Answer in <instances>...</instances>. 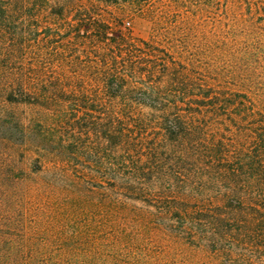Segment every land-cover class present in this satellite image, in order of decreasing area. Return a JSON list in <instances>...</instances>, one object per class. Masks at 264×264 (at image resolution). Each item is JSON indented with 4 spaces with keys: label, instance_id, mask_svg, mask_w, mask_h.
<instances>
[{
    "label": "trees",
    "instance_id": "trees-1",
    "mask_svg": "<svg viewBox=\"0 0 264 264\" xmlns=\"http://www.w3.org/2000/svg\"><path fill=\"white\" fill-rule=\"evenodd\" d=\"M145 2L0 0V264H264V0Z\"/></svg>",
    "mask_w": 264,
    "mask_h": 264
},
{
    "label": "rangeland",
    "instance_id": "rangeland-1",
    "mask_svg": "<svg viewBox=\"0 0 264 264\" xmlns=\"http://www.w3.org/2000/svg\"><path fill=\"white\" fill-rule=\"evenodd\" d=\"M147 1L153 2V4L157 6L159 0H146L145 7H152V6H147ZM196 1H199L198 2L199 4L196 3V5H199L200 9H202V7L203 9H207L206 4L208 0H196ZM186 5H189V3H186ZM187 8L190 11L195 12L193 11L192 6L190 7L187 6ZM200 9L198 10L199 12L201 11ZM100 12L106 19H110V17L121 16L122 17L121 20L119 21L112 20L111 22L113 23L112 26L115 29H119L123 33L130 34L133 37L143 38V39L148 38L152 33V23L150 19L147 17V13L126 14V12L122 9L114 10L111 8H102ZM203 12L205 14L206 10H204ZM20 109L22 113L28 112V108L23 107Z\"/></svg>",
    "mask_w": 264,
    "mask_h": 264
}]
</instances>
